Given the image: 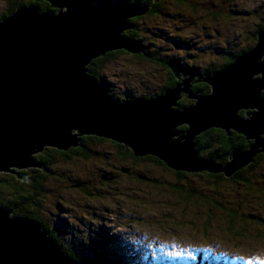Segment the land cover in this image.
<instances>
[{"label": "water", "instance_id": "water-1", "mask_svg": "<svg viewBox=\"0 0 264 264\" xmlns=\"http://www.w3.org/2000/svg\"><path fill=\"white\" fill-rule=\"evenodd\" d=\"M23 1H44L49 8L19 7L0 21V173L23 178L22 171L43 169L37 155L79 148L84 137L113 141L125 153L154 157L177 172L224 174L225 179L264 153V31L251 52L199 79L210 86L209 95H192L194 72L174 61L170 70L177 79L184 77L174 88L157 98L119 102L89 67L109 53L144 54L125 33L129 21L151 7ZM186 94L196 102L179 109ZM247 109L251 113L242 116ZM212 129L228 136L234 132L251 145L234 149L226 165L202 160L196 139ZM0 264L90 263L66 254L41 223L0 207Z\"/></svg>", "mask_w": 264, "mask_h": 264}, {"label": "rangeland", "instance_id": "rangeland-1", "mask_svg": "<svg viewBox=\"0 0 264 264\" xmlns=\"http://www.w3.org/2000/svg\"><path fill=\"white\" fill-rule=\"evenodd\" d=\"M8 5L9 0H0V12ZM159 9L135 21L132 29L145 52L152 58L183 57L201 67L222 64L221 49L236 53L248 47L250 34L253 46V32L264 20V0H162ZM177 42H191L192 49L181 51ZM118 53L98 69L112 95L139 99L161 93L169 76L159 65ZM88 149L89 157L71 154L50 164L35 198L40 218L59 231L60 248L74 247L77 257L104 253L111 264H264V158L248 189L202 173L177 176L160 160L127 158L130 149L117 154L111 141L93 142ZM32 175L23 183L31 186ZM190 191L195 196L187 200ZM241 204L251 221L238 218L229 230L224 212Z\"/></svg>", "mask_w": 264, "mask_h": 264}, {"label": "trees", "instance_id": "trees-1", "mask_svg": "<svg viewBox=\"0 0 264 264\" xmlns=\"http://www.w3.org/2000/svg\"><path fill=\"white\" fill-rule=\"evenodd\" d=\"M90 1H92V0H90ZM131 3H141L142 5H148L149 7H153V9L156 11V10H160L159 7L162 3V0H116V2L114 4H110V2H108V0H106V1L100 2L99 4L111 6V7H120V6H124V5L131 4ZM32 4H35L36 6H38L42 12L46 11L49 8V5L46 2H43V4H42L39 2H28V3H26L23 0H9L8 15L5 18L12 15L16 11L17 8L30 6ZM153 9L150 12H154ZM140 19L141 18L138 17V18H133L129 21L131 28L129 31H127L125 33V37L128 39H131L133 42L138 43L139 45L144 47V49H146L145 45L142 43V41L139 38H137V35L132 31V29L135 28V26H134L135 21H138ZM116 54H119V53L115 52L114 55H116ZM114 55H113V53H109L105 57H102V58H99V59H96L95 61H93L91 66L89 67V73L91 74V76L95 79L103 80L106 82L105 77L102 76L98 72V69L102 68L105 65V63L109 60V57H112ZM149 59H152V57H150ZM175 86H176V82L171 84L168 88H173ZM201 86H202L201 89H203L204 92H208L209 90L211 91V88L209 85L204 84ZM109 88H110V86H109ZM168 88H166V90ZM145 98H147V97H145ZM126 99H131V98H126ZM243 112L247 113V111H243ZM241 114L243 116L242 112H241ZM181 129L185 130L186 127H183ZM263 138H264V136H263ZM96 141L103 142L105 140H103L101 138L99 139L97 137H84L81 140V147H79V148L71 149L68 152H60L56 149H47L45 154L41 153V154L37 155L36 158L44 161V163H45L44 168L47 171H49V165L52 164L58 158L59 159L71 158V156H70L71 154L73 156L74 155H82L84 157L91 156L92 153L88 149V144H91V143L96 142ZM113 145H114V149L118 150V153L116 152L117 154H119V152H120V154L124 155L123 153H125V152H124V148L122 145H119L116 143ZM248 145H249V142H247L245 137L240 136L236 133H232V135L230 137H228L225 132H223L222 130H217V129L216 130L215 129L209 130L208 132L203 133L201 136H198L196 139V146H197L196 149H197V151H199L200 158L202 160H207L209 158L210 159L212 158L213 160H215V161L217 160L219 163H223V164L230 161L229 157H230V155L234 149H236V148L247 149ZM40 155H42V156H40ZM127 155H128L127 158L129 156H131L134 160L138 161V158L134 156L133 152H129ZM44 156H48L47 158H50V159H47ZM122 157H124V156H122ZM146 158L152 159L154 157H146ZM263 158H264V154H260V156L259 155L256 156L253 159V160H255V162H254L255 166L251 165L250 168L247 167V168H249L248 170H247V168L241 170L239 173H237L231 179H224V178H222V176H219V175H209L208 177H211L212 180L223 179L224 181H232V182H236L238 184H240L239 182H241L246 188L249 189L250 187H252V182H251L250 176H251V174L252 175L254 174V169L256 167H258V163L260 164V160H263ZM154 159H155V161L160 162L156 158H154ZM42 161H38V162H42ZM46 174H47V172L45 170L41 171L36 176L35 180L31 184V186L24 184L23 183L24 181L21 180V178L19 179L16 174L15 175H13V174H4V175L0 174V207H5V208H9V209L13 210L14 215H16V216L27 217L31 220H35V221L41 223L44 230L48 231L49 236L53 240H55L58 243V245L60 246L58 239H57L60 236L59 231L58 230L57 231L50 230L51 228H50L47 220H45L44 218L41 219L40 218V212H39L38 208H35V206L37 204L35 201V198L40 193V191L43 189L42 184L45 181ZM176 175L184 177L185 173L178 172ZM3 176H5V177H3ZM77 184H79V183H77ZM194 196H195V192L190 191L187 200L193 199ZM202 198L204 201L205 195H202ZM207 200H208V198H207ZM207 200H205V201L207 202ZM211 202L214 203L215 200L212 199ZM220 210H222V209H220ZM226 211L227 212H224V214H225V219H226L227 225L229 226V230L232 229V227L234 226V224L236 223L238 218L239 219L241 218L245 221L246 220L251 221V216H247V213H245V212L243 213L242 204L236 208L232 207L230 209H227ZM226 215L230 216V220L227 221ZM252 219H255V217L253 216ZM249 225H251V224H249ZM207 228L209 229L210 227H207ZM240 231H241V233L236 231V235L244 236L243 234H245V232L243 230H240ZM234 235H235V233H234ZM233 238H235V237L233 236ZM73 248L67 247V248H61V249L66 254H68V255H70V256L78 259V260L87 261L90 264H111V262H113L109 258V256H107V254L105 255L104 253H100V252L94 253V255L89 256V257H85V256L84 257H77L76 253H74V251H73ZM199 262H200V260H199Z\"/></svg>", "mask_w": 264, "mask_h": 264}, {"label": "flooded vegetation", "instance_id": "flooded-vegetation-1", "mask_svg": "<svg viewBox=\"0 0 264 264\" xmlns=\"http://www.w3.org/2000/svg\"><path fill=\"white\" fill-rule=\"evenodd\" d=\"M174 1H176V2H179V3H183L184 2V0H174ZM99 4V3H98ZM8 9H9V5H8V7H7V10H6V12H0V21H2L3 19H5V17L8 15ZM151 11V10H150ZM150 14H151V12H149ZM146 14V15H144V16H142V17H139V18H141L140 20H142V19H144V17H146V16H148V15H150V14ZM214 17H219V15L218 14H213V13H211ZM234 16L235 15H237V13H234L233 14ZM261 31H264V20H262L261 22H260V24L258 25V27H257V29H255L254 30V32H253V37H254V40H255V43H254V45L253 46H251V34H250V38H249V44H248V47H246V48H244V49H241L239 52H233V51H231V52H226L225 53V51L223 50V49H221V51L222 52H220V54H221V56L223 57L222 58V64H217V65H215L214 63H212V64H207V62H205L206 63V65L205 66H199V65H197V62L194 64V65H190V63H188V62H186V58H183V57H175V58H169V59H166V58H161V57H158V55L157 54H154V57L155 58H152V59H149L150 57H153V54L151 55V54H149V51L148 50H146L147 51V53L145 52L144 54H142L141 55V57H143L144 59H146L147 61H149V62H151V63H154L155 65H159L164 71H165V73L169 76V82L167 83V85L165 86V87H163L162 89H161V93L159 94H156V95H150L149 97L148 96H142L141 98H139V99H148V98H157V97H160V96H162L168 89H171V88H168L171 84H173L174 82H176V85L178 84V83H180V82H182V80H184V77H183V75H181V77H180V79H177L176 78V76L174 75V73L170 70V68H169V64L170 63H172V62H174V61H177V62H179L181 65H183V67H185V68H188V69H190L191 71H193L194 72V78H193V81H192V83H191V87H190V93L192 94V95H196V96H206V95H209L210 94V90L208 91V92H204V90L203 89H201V85H204V84H206V83H204V82H199V79H201L203 76H206V75H213V74H215V73H217V72H220L221 70H223L225 67H227V66H229V65H231L232 63H234L235 61V59L237 58V56H241V55H243L244 53H247V52H251V49H253L255 46H256V43H257V35H258V33L259 32H261ZM208 37V36H207ZM252 42H253V40H252ZM175 46H177V48L179 49V50H181V51H184V52H188L189 50H191L192 49V43L190 42H177L176 44H175ZM213 47V46H212ZM146 48V47H145ZM221 47H217L216 49H220ZM210 49H212V48H210ZM169 51V50H168ZM225 55V56H224ZM149 56V57H148ZM216 56V55H215ZM187 57H188V59H191L193 56L191 55V53H188L187 54ZM225 57V58H224ZM157 58H159V59H157ZM213 58H217V57H213ZM225 59V61L223 62V60ZM198 63H200V62H198ZM216 63V62H215ZM100 81H103V80H100ZM104 83H105V85L107 86V89L109 90V93H110V89H109V85H108V83H107V81L105 82V81H103ZM208 85V84H207ZM166 88H168L167 90H166ZM174 88V87H173ZM166 91H165V90ZM111 94V93H110ZM112 95V94H111ZM117 101H119V102H125V101H128L126 98H120V97H116L115 95H112ZM145 97H147V98H145ZM134 99H136V98H131L130 100H134ZM194 104V102L191 100V99H189L188 98V96H183L182 97V99L179 101V104H178V108L179 109H182V108H185V107H189V106H191V105H193ZM184 105V106H183ZM186 105V106H185ZM250 111V110H249ZM243 113V116H245V115H247L248 113H244V112H242ZM242 115V114H241ZM216 130V129H215ZM217 130H219V129H217ZM208 132V131H207ZM206 133V132H205ZM232 133H234V132H232ZM232 133H231V135H232ZM202 135V134H201ZM200 135V136H201ZM230 135V136H231ZM228 136V135H227ZM230 136H228V137H230ZM100 139V138H99ZM102 139V138H101ZM103 140H105V141H110V140H106V139H103ZM248 142V141H247ZM111 143L112 144H115V142H113V141H111ZM117 144V143H116ZM250 145H251V142H249V145H248V148L247 149H243V148H239V149H242L243 151H246V150H248L249 149V147H250ZM124 148V147H123ZM46 153V151L43 153V154H45ZM262 154H264V153H262ZM258 156V155H257ZM259 156H260V154H259ZM37 159V161H42V160H39L38 158H36ZM145 159H148V160H153V159H150V158H145ZM210 159V158H209ZM212 159V158H211ZM217 161V160H216ZM255 160H253V162H252V164L251 165H254L255 166ZM40 163H42L43 164V169L41 170H39V169H31V170H27V172H24V171H22L21 172V175L23 176V178H21L22 180L23 179H25L28 175H29V173H31V174H33L32 175V180L31 181H34L35 180V178H36V176L41 172V171H43L45 168H44V161H42V162H40ZM217 163L218 164H221V165H225V164H227V163H225V164H223V163H219L218 161H217ZM250 165V166H251ZM250 166H249V168H250ZM249 168H247V170L249 169ZM245 169V168H244ZM243 170V169H242ZM123 171V170H122ZM47 172V171H46ZM49 172V171H48ZM47 172V173H48ZM124 172V171H123ZM125 172H128V170L127 171H125ZM240 172V171H239ZM238 172V173H239ZM5 174H10V173H5ZM203 174V176L205 175V176H208V175H211V173H208V172H204V173H202ZM14 175V174H13ZM215 175V174H214ZM217 175H219V176H224V174H217ZM111 178H113V177H115L114 175H111L110 176ZM224 178V177H223ZM107 180V179H106ZM85 184L84 183H80V184H77V185H75V187H78V188H81V187H83ZM110 187V186H109ZM7 209H9V208H7ZM9 210H11V209H9ZM14 212V211H13ZM48 232V231H47ZM49 233V232H48Z\"/></svg>", "mask_w": 264, "mask_h": 264}, {"label": "bare ground", "instance_id": "bare-ground-1", "mask_svg": "<svg viewBox=\"0 0 264 264\" xmlns=\"http://www.w3.org/2000/svg\"><path fill=\"white\" fill-rule=\"evenodd\" d=\"M183 96H188V98L189 99H191L192 101H194V102H196V100L194 99V98H190L189 97V94H186V95H183ZM195 96V95H194ZM250 110V111H249ZM245 111H247V113H251V109H247V110H245ZM185 127V126H184ZM183 128V127H182ZM183 130V129H182ZM262 154V153H261ZM174 171V170H173ZM175 172H177V171H175ZM181 173H186V172H181Z\"/></svg>", "mask_w": 264, "mask_h": 264}]
</instances>
